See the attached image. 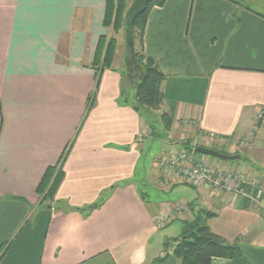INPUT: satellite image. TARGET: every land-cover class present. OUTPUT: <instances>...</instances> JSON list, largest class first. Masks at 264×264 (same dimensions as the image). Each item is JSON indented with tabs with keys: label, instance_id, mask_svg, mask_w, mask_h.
<instances>
[{
	"label": "crops",
	"instance_id": "1",
	"mask_svg": "<svg viewBox=\"0 0 264 264\" xmlns=\"http://www.w3.org/2000/svg\"><path fill=\"white\" fill-rule=\"evenodd\" d=\"M105 7L106 0H0V264H150L181 233L174 221L199 210L213 213L208 226L243 253L212 264H264V195L257 201L162 168L200 139L242 156L195 152L196 161L252 173L264 189V0H166L152 9L143 51L167 75L165 104L152 115L173 117L168 131L158 123L157 135L132 105L121 42L96 84V47L113 32ZM149 138L170 145L151 179L181 192L176 201L146 199L135 180ZM72 142L56 198L42 203L37 186ZM179 203L185 210L160 225L158 216ZM176 245L163 264L180 263Z\"/></svg>",
	"mask_w": 264,
	"mask_h": 264
},
{
	"label": "trees",
	"instance_id": "2",
	"mask_svg": "<svg viewBox=\"0 0 264 264\" xmlns=\"http://www.w3.org/2000/svg\"><path fill=\"white\" fill-rule=\"evenodd\" d=\"M165 2L166 0H150L144 11L135 18L133 23L134 38L135 41H139L140 50L135 46L134 53L132 54L130 51V60L127 62L126 70L122 71L124 78L133 80L135 100L132 105L144 118L154 135L159 134L156 128L157 120L163 125L165 131H168L173 125V117L166 111H163L159 117L152 115V112L161 110L165 104L163 83L167 75L160 69L159 63L154 57L144 53L143 37L150 12L155 6H162ZM127 11V0H106L104 25L107 28L111 27L114 35L111 32L110 35L102 34L99 38L92 62L97 86L104 71L113 68L118 50V38L115 33L117 34L125 25ZM122 96L125 97L124 91H122ZM124 101L127 102V100ZM72 145L73 142L67 146L56 165L47 168L38 184L36 190L42 203L51 204L55 200L65 177L64 162ZM192 150L193 147L189 151ZM236 154L240 155L239 152L233 155ZM105 200L106 196L103 195L85 209L94 210ZM212 215L213 213L210 211L199 210L193 220L184 221L181 233L175 238H167L164 242V256L155 258L150 264H163L167 258L171 241L177 242L174 255L179 259V264H212L214 257L236 258L242 256V249L239 245L228 242L222 236L215 234L208 226L205 218ZM3 246L0 249L2 254L7 249L4 248L2 251Z\"/></svg>",
	"mask_w": 264,
	"mask_h": 264
},
{
	"label": "built area",
	"instance_id": "3",
	"mask_svg": "<svg viewBox=\"0 0 264 264\" xmlns=\"http://www.w3.org/2000/svg\"><path fill=\"white\" fill-rule=\"evenodd\" d=\"M261 117L262 112L258 114V118ZM207 138L212 143L217 142L218 139L213 133L207 135ZM194 155V148L192 151H176L167 159L169 162L167 166L180 174L186 175L195 184L205 182L213 187H223L239 195L251 197L254 200H258L264 195V189L255 177L250 178L241 170H223L217 167L207 166L202 162L196 161ZM184 210V204L179 203L175 207V210H169L167 213L161 214L158 218L160 225L173 221Z\"/></svg>",
	"mask_w": 264,
	"mask_h": 264
},
{
	"label": "rangeland",
	"instance_id": "4",
	"mask_svg": "<svg viewBox=\"0 0 264 264\" xmlns=\"http://www.w3.org/2000/svg\"><path fill=\"white\" fill-rule=\"evenodd\" d=\"M129 7H128V9H129ZM126 18H127V16H126ZM112 35H114V31H113ZM115 35L118 38L117 39L118 42L119 43L121 42V45H120L121 57H122L121 59L123 60V65L125 67L124 71H125V69L127 67V62L130 60L129 59L131 56L130 53L131 52H132V54L134 53L135 46H137V48L140 50V44H139V41H135V38H134V50H132V48L129 46L126 22H125V25L123 26V28L117 34L115 33ZM128 81L129 80L126 79L125 85L127 87H129ZM158 123H160V122L157 120L156 128H157V131L159 132L162 130H160V128H159L160 125ZM195 142H196V145H201V143H202V141L200 139H196ZM202 144H208V143H202ZM169 146L170 145L166 144L161 139L159 141L156 139H150V138L147 140V143H146V146H145V149L143 152L142 161L140 162V165L138 167V171L136 173L135 180L139 184L142 192L144 193L145 198L150 200V201H157V202H160V201L161 202L162 201H176L178 199V196L181 194V192H179V191L178 192L177 191L176 192H167V191L161 190L153 184L152 179H151V170L155 169L154 164H155L156 168L158 167L157 166L158 165V161H157L158 155L165 152V150ZM240 155L242 156L241 153H240ZM167 158H170V155ZM168 163H169L168 160L165 163L163 162L164 166H162V168H164L165 165L167 166ZM147 166H148V171H150V173H147V170H146ZM232 170L236 171L235 169H232ZM244 172L248 175V177L253 178L252 173L250 174L247 171H244ZM262 197L260 199H258L257 201H261ZM158 218H159V216H158ZM182 224H183L182 220H175L173 223V225H180V226H182ZM167 229H168V227L163 229V231H165ZM101 263L110 264L109 262H106V260H104V262L97 261V262H93V263L91 262L88 264H101Z\"/></svg>",
	"mask_w": 264,
	"mask_h": 264
},
{
	"label": "water",
	"instance_id": "5",
	"mask_svg": "<svg viewBox=\"0 0 264 264\" xmlns=\"http://www.w3.org/2000/svg\"><path fill=\"white\" fill-rule=\"evenodd\" d=\"M149 1L150 0H133L128 9L127 18H126V27H127V35H128V44L132 48V50H134V28H133L134 20L140 13L144 11ZM195 151L198 153L210 155L223 160H235L240 158L239 154L233 155V154L223 153L216 149L205 147L202 145H196Z\"/></svg>",
	"mask_w": 264,
	"mask_h": 264
}]
</instances>
